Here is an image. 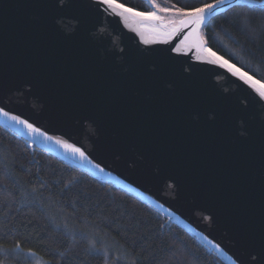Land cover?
I'll return each instance as SVG.
<instances>
[{"label":"water","instance_id":"obj_1","mask_svg":"<svg viewBox=\"0 0 264 264\" xmlns=\"http://www.w3.org/2000/svg\"><path fill=\"white\" fill-rule=\"evenodd\" d=\"M182 39L146 44L99 0H0V107L240 264L264 227V100Z\"/></svg>","mask_w":264,"mask_h":264},{"label":"trees","instance_id":"obj_2","mask_svg":"<svg viewBox=\"0 0 264 264\" xmlns=\"http://www.w3.org/2000/svg\"><path fill=\"white\" fill-rule=\"evenodd\" d=\"M117 2L153 10L149 0ZM249 7L217 14L203 33L216 55L264 82V13ZM238 14L249 16L250 30ZM0 264L233 263L162 207L0 119Z\"/></svg>","mask_w":264,"mask_h":264},{"label":"snow or ice","instance_id":"obj_3","mask_svg":"<svg viewBox=\"0 0 264 264\" xmlns=\"http://www.w3.org/2000/svg\"><path fill=\"white\" fill-rule=\"evenodd\" d=\"M63 0H61V3ZM167 2V0H166ZM237 6L249 7L247 11L262 12L264 13V0H235ZM100 4L106 5L112 13L120 16L124 24L138 32L144 43L162 42L170 43L174 37L183 33V39L180 41L172 51L181 52L182 49L189 50L196 49L199 55L197 59H209L212 63L220 64L229 68L230 71L234 70V74L238 75L240 79L249 84L252 89L258 93L261 100H264V82L254 79L247 73L241 72L236 69L234 65H229L227 61H223L222 57H218L216 53L208 47L207 40L204 36L203 30L207 27V20L217 9L225 4H229V0H212L210 3H202L196 7H179L176 4L169 6H160L155 4L153 0V10L150 12H140L130 7H125L117 0H99ZM229 6H231L229 4ZM68 7V5H65ZM239 23L246 30L249 29L250 18L247 14L240 15ZM186 30V31H185ZM264 31V25L261 26ZM0 116H2L7 123L8 120L16 122L18 125L24 126L30 133H33L37 138L43 137L46 140L53 141L57 145H61L65 150L70 151L73 156H78L82 161H88L89 157L79 147L69 144L67 141L59 137L48 136L46 132H42L34 124L29 123L20 116L11 115L4 108L0 107ZM96 168H100L97 164ZM171 179V177L169 178ZM36 191L35 189L33 190ZM206 219H211L210 217ZM219 249V245L215 246ZM255 252L253 256L252 253ZM237 259L240 264H264V227L261 229L260 239L258 246L251 247L250 250L246 249L244 252L237 254Z\"/></svg>","mask_w":264,"mask_h":264},{"label":"rangeland","instance_id":"obj_4","mask_svg":"<svg viewBox=\"0 0 264 264\" xmlns=\"http://www.w3.org/2000/svg\"><path fill=\"white\" fill-rule=\"evenodd\" d=\"M152 5H153V0H149ZM155 4H159L160 6H169L170 4L168 3V0L166 2V0H154ZM30 139L34 142V143H38L40 145H42L43 147L49 148L50 150L54 151L55 153H59L62 157H65L67 160L73 161L77 164H81V165H86L84 161L80 160L77 156H73L72 154L64 151L63 149H61L60 147L55 146L53 143H51L48 140H45L41 137L37 138L36 136H33L31 134H29Z\"/></svg>","mask_w":264,"mask_h":264},{"label":"bare ground","instance_id":"obj_5","mask_svg":"<svg viewBox=\"0 0 264 264\" xmlns=\"http://www.w3.org/2000/svg\"><path fill=\"white\" fill-rule=\"evenodd\" d=\"M218 57H220L219 55H217ZM223 61H225L224 59H223ZM228 62V61H227ZM228 64L229 65H233L232 63H230V62H228ZM228 68V67H227ZM236 68V67H235ZM229 69V68H228ZM236 69H238V68H236ZM233 72H234V70H232ZM241 72H243V71H241ZM245 73V72H244ZM255 79V78H254Z\"/></svg>","mask_w":264,"mask_h":264}]
</instances>
